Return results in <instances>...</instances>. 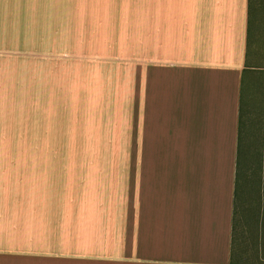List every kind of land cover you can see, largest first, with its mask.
Returning a JSON list of instances; mask_svg holds the SVG:
<instances>
[{
  "label": "crops",
  "instance_id": "crops-1",
  "mask_svg": "<svg viewBox=\"0 0 264 264\" xmlns=\"http://www.w3.org/2000/svg\"><path fill=\"white\" fill-rule=\"evenodd\" d=\"M253 14L256 0H136L135 32L122 19L115 26L119 48L1 55L8 100L18 87L21 98L41 88L54 103L65 85L70 94L86 86L83 71L136 67L140 158L135 166L0 160V264H239L238 133L244 79L257 69ZM0 124L26 135L34 119ZM54 150L66 148L0 145V153Z\"/></svg>",
  "mask_w": 264,
  "mask_h": 264
},
{
  "label": "rangeland",
  "instance_id": "rangeland-1",
  "mask_svg": "<svg viewBox=\"0 0 264 264\" xmlns=\"http://www.w3.org/2000/svg\"><path fill=\"white\" fill-rule=\"evenodd\" d=\"M135 17L136 0H0V56L17 53V59L24 60L29 53L42 59V53L71 54L105 48L106 44L119 48L115 26H120L121 19L128 21L131 34L135 32ZM253 18V55L249 64L257 69L244 79L237 205L241 221L239 264H264V0H256ZM87 34L89 39L80 38H87ZM108 36L109 41L99 39ZM124 48L135 64V39H129ZM36 68L40 74L47 73L45 68L40 70L43 67ZM99 69L95 76L91 71H83L82 78L89 77L83 81L86 86L70 94L71 89L65 85L54 103H47L52 99L41 88L21 98L19 92L23 91L18 87L15 99L9 100L7 89L0 88V121L9 117L17 120L23 114L34 119L33 128L26 135L23 130L20 134V129L0 124V145L49 144L57 149L66 148L2 152L0 155L6 157L0 156V160H16L18 166L28 161L35 164L61 160L114 161L117 165L129 162L135 166L140 158L136 141V67ZM25 74L18 70V80ZM46 118L50 124L40 125L39 121L47 123Z\"/></svg>",
  "mask_w": 264,
  "mask_h": 264
},
{
  "label": "trees",
  "instance_id": "trees-1",
  "mask_svg": "<svg viewBox=\"0 0 264 264\" xmlns=\"http://www.w3.org/2000/svg\"><path fill=\"white\" fill-rule=\"evenodd\" d=\"M243 125L244 120L243 117H240V125H239V133H238V170H239V161H240V154L242 151V143H243Z\"/></svg>",
  "mask_w": 264,
  "mask_h": 264
}]
</instances>
